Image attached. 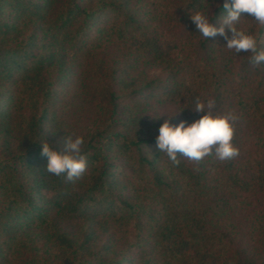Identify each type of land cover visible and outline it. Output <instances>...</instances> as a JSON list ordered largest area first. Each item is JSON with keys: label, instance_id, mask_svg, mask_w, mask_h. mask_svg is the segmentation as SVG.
<instances>
[{"label": "trees", "instance_id": "trees-1", "mask_svg": "<svg viewBox=\"0 0 264 264\" xmlns=\"http://www.w3.org/2000/svg\"><path fill=\"white\" fill-rule=\"evenodd\" d=\"M206 6L0 0V264H264V64L196 33L188 11ZM196 96L239 117L237 156L174 165L156 148L168 116L202 115L183 110ZM72 132L88 167L67 180L39 144Z\"/></svg>", "mask_w": 264, "mask_h": 264}, {"label": "clouds", "instance_id": "clouds-1", "mask_svg": "<svg viewBox=\"0 0 264 264\" xmlns=\"http://www.w3.org/2000/svg\"><path fill=\"white\" fill-rule=\"evenodd\" d=\"M210 7L207 0L206 7L188 11L196 33L206 40L221 36L226 41L223 47L237 55L247 52L249 62L254 66L264 64V48L259 46L257 36L238 26L245 13L258 26H264V0H223L219 5L223 15L219 19L209 15ZM183 104L187 105L188 101ZM189 108L193 113L202 115L191 122L180 120L178 123L172 122L175 115L168 116L155 136L156 148L165 153L172 164H179L178 157L199 162L214 155L216 159L224 161L239 154V149L233 143L235 124L239 119L234 112L217 114L214 112L215 101L204 100L200 96L194 97L190 106L183 110ZM84 144V136L74 132L64 136L62 150L53 148L43 140L39 145L41 156L47 160L45 170L54 176H64L67 180L81 177L88 167Z\"/></svg>", "mask_w": 264, "mask_h": 264}, {"label": "rangeland", "instance_id": "rangeland-1", "mask_svg": "<svg viewBox=\"0 0 264 264\" xmlns=\"http://www.w3.org/2000/svg\"><path fill=\"white\" fill-rule=\"evenodd\" d=\"M153 74H160V71H154ZM173 111H174L173 108L167 107L163 109L161 113L168 114V113H172ZM93 114H94L93 105L88 103V105L85 106V109L83 110V112L80 113L79 118L75 117L76 123L82 128L86 127L91 122Z\"/></svg>", "mask_w": 264, "mask_h": 264}]
</instances>
